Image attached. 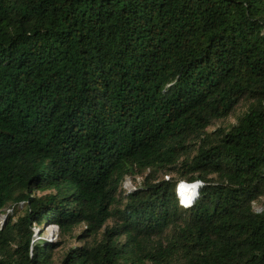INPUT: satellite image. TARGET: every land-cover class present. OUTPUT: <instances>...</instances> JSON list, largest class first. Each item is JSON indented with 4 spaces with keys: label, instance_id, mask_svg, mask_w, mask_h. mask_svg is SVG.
<instances>
[{
    "label": "trees",
    "instance_id": "trees-1",
    "mask_svg": "<svg viewBox=\"0 0 264 264\" xmlns=\"http://www.w3.org/2000/svg\"><path fill=\"white\" fill-rule=\"evenodd\" d=\"M255 200L264 0H0V264H264Z\"/></svg>",
    "mask_w": 264,
    "mask_h": 264
},
{
    "label": "rangeland",
    "instance_id": "rangeland-1",
    "mask_svg": "<svg viewBox=\"0 0 264 264\" xmlns=\"http://www.w3.org/2000/svg\"><path fill=\"white\" fill-rule=\"evenodd\" d=\"M230 122H234L233 117H228L225 118L224 120H216L213 124V127H217L220 125H227ZM141 181V178H136L135 181L132 180L129 177H126L125 180L122 183V188L128 190L132 189L133 186L136 185V183H139ZM180 188L178 193L176 192L177 196L179 195H184L186 192V184L181 182L179 183ZM184 200H179V202L182 204ZM253 207L256 211H260L263 209V204L261 201H253ZM4 214H1V217ZM4 218V217H2ZM34 233H35V240L40 241V242H49L52 244H56L57 247L53 249L52 253L53 255L57 257H62V255L65 253L67 248L82 244V241H79L76 239V235H78L82 230L84 229L83 225L78 226L77 228L74 229L73 233L71 235H66L63 237H60L58 235V227L56 224H53L51 222L45 221V222H40L34 225Z\"/></svg>",
    "mask_w": 264,
    "mask_h": 264
},
{
    "label": "built area",
    "instance_id": "built-area-1",
    "mask_svg": "<svg viewBox=\"0 0 264 264\" xmlns=\"http://www.w3.org/2000/svg\"><path fill=\"white\" fill-rule=\"evenodd\" d=\"M179 186V185H178ZM178 186H177V188H176V192L178 193V191H179V188H178ZM133 188H134V186H133ZM132 188V189H133ZM128 190H130V189H128ZM179 199L181 200L182 198L179 196ZM3 217V216H2ZM1 216H0V226L2 225V222H3V218H2Z\"/></svg>",
    "mask_w": 264,
    "mask_h": 264
},
{
    "label": "clouds",
    "instance_id": "clouds-1",
    "mask_svg": "<svg viewBox=\"0 0 264 264\" xmlns=\"http://www.w3.org/2000/svg\"><path fill=\"white\" fill-rule=\"evenodd\" d=\"M181 182H185V181H181ZM181 182H179V183H181ZM179 183H178V185H180ZM185 183H187V182H185ZM178 185H177V186H178ZM176 188H177V187H176ZM178 197H179V194H178ZM3 219H4V218H3Z\"/></svg>",
    "mask_w": 264,
    "mask_h": 264
},
{
    "label": "water",
    "instance_id": "water-1",
    "mask_svg": "<svg viewBox=\"0 0 264 264\" xmlns=\"http://www.w3.org/2000/svg\"><path fill=\"white\" fill-rule=\"evenodd\" d=\"M195 183H197V182H195ZM197 187H198V183H197ZM178 188H180V186H178ZM196 191H197V189H196ZM182 204H184V203H182Z\"/></svg>",
    "mask_w": 264,
    "mask_h": 264
}]
</instances>
